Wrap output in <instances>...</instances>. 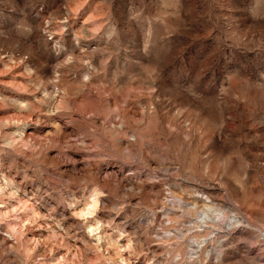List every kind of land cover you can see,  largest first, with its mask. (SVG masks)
<instances>
[{"label": "rangeland", "instance_id": "374dc122", "mask_svg": "<svg viewBox=\"0 0 264 264\" xmlns=\"http://www.w3.org/2000/svg\"><path fill=\"white\" fill-rule=\"evenodd\" d=\"M0 264H264V0H0Z\"/></svg>", "mask_w": 264, "mask_h": 264}]
</instances>
